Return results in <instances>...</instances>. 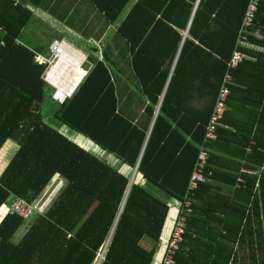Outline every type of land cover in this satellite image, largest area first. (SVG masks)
Segmentation results:
<instances>
[{
    "label": "trees",
    "instance_id": "obj_1",
    "mask_svg": "<svg viewBox=\"0 0 264 264\" xmlns=\"http://www.w3.org/2000/svg\"><path fill=\"white\" fill-rule=\"evenodd\" d=\"M42 1L0 0V150L17 141L0 171V207L13 196L36 203L55 187L15 242L31 218L0 215V264H94L105 244L99 264H153L169 205L138 179L173 201L189 200L173 264H264V0L242 43L249 0H135L121 19L130 0H91L115 25L113 39L124 43L148 103L136 120L121 114L107 68L96 61L59 111L51 109L57 128L40 111L47 65L17 42ZM235 49L250 58L229 69ZM225 73L226 109L216 138L204 143ZM202 144L211 175L189 193Z\"/></svg>",
    "mask_w": 264,
    "mask_h": 264
},
{
    "label": "crops",
    "instance_id": "obj_2",
    "mask_svg": "<svg viewBox=\"0 0 264 264\" xmlns=\"http://www.w3.org/2000/svg\"><path fill=\"white\" fill-rule=\"evenodd\" d=\"M17 1L25 5H29L27 0H17ZM134 1L135 0L129 1L130 2L129 7ZM42 4L45 5V9L38 7V8H32V10L33 12L36 10L41 11V13H45V15H47L50 18L51 25L50 23L49 25L50 28L53 30L54 35L48 43L50 44V42L54 39H59V40H63L67 44L64 48V54L66 57L69 56L71 60L67 59V62H65V64L64 62L61 61V64L57 66V67H64V69L61 70L62 74L63 72H65V70L71 72H74L75 70L80 71L77 68L81 60V56L79 53L82 54L85 53L80 49L74 47L72 43L66 41L65 36L75 35L80 40L85 41L88 44L91 43L89 53L84 54L86 55V62L87 60L90 59V63L84 69V71L87 74L96 61L103 62L109 73L110 82L112 83L115 89V95L117 98L119 111L128 119L131 120L138 119L143 111L144 105L148 103V101L145 99V95L139 89L137 78L134 76V73L132 71L129 62L130 55L128 51L125 50L124 43L120 39H113V31L115 25L105 20L103 15L96 10L91 0H43ZM122 17H119V19H121ZM182 35L183 38L186 37L187 36L186 31L183 32ZM17 42L23 43L24 45L31 47L34 50L35 54H39L44 57L47 54V51L46 54L44 53L42 47L40 46L37 47L36 45H33L32 41L29 40L28 42H25V40H21L20 34L17 39ZM118 47L120 48V50ZM172 68L173 65L170 69V73L172 71ZM161 97L162 96H160L159 98V103L161 101ZM151 125L152 122L150 123L149 128L151 127ZM60 129L62 130V128ZM77 137H78L77 140L79 141L80 140L79 136ZM16 143L17 141L15 139L8 140L3 146V148L0 150V155L1 154L4 155L0 161V171L7 163L8 159L12 155V152L15 150ZM81 143L83 144L84 140L82 142L80 141V144ZM106 156H110V155L105 153V157ZM134 174L131 173L130 175L131 177L133 175L132 179L134 178ZM56 179L58 180V178ZM56 179L54 180V182H57ZM138 180H139V184L141 185H143V183L145 182V180L143 179H138ZM213 183L214 185L219 186L222 189V191L226 193L230 192L233 189V186L224 184L222 182L213 181ZM53 184L54 183L49 185V187L41 195V198L38 200L39 203L42 204L48 203V198L52 195L54 190L53 188L55 187L52 186ZM158 194L155 195L160 199L167 201L168 205L169 203L175 202L171 200L170 196H168L163 191H159ZM11 199L12 197H10L0 207V215H3L5 213L6 206L8 202L11 201ZM176 212H177L176 208L169 207L168 216L166 218L163 227L161 238L155 244L156 252H155L153 264H158L160 260L159 258L162 252V246L160 245V243L169 236ZM150 243L151 242L149 241L147 246H150L151 245Z\"/></svg>",
    "mask_w": 264,
    "mask_h": 264
},
{
    "label": "built area",
    "instance_id": "obj_3",
    "mask_svg": "<svg viewBox=\"0 0 264 264\" xmlns=\"http://www.w3.org/2000/svg\"><path fill=\"white\" fill-rule=\"evenodd\" d=\"M257 4H258V0H249L248 2L245 15L243 17V21L241 24L240 33L238 36V43H242L246 40V33L249 27L252 26L255 12L257 10ZM4 33H5L4 28L0 26V34H4ZM0 43L3 44V42ZM66 45L67 44L63 40L54 39L50 42L48 46V52L50 55L48 58L39 54H35L36 61L46 63L47 65L46 69L41 75V78L45 83H47L50 87L54 89L53 94L55 93L56 90L54 86L47 80L46 71L51 65L57 63V61L60 59V56L63 54V50ZM81 55H82L81 63L83 64L84 62H86V56H84L82 53ZM246 58H250V56H248L247 54H245L244 52L238 49H235L227 64L228 68L229 69L234 68L239 62H241L243 59ZM85 74L86 72L82 76L79 83L83 80ZM231 79H232L231 75L229 73H225L221 87L219 89L218 97L212 115L210 116L209 122L206 126L204 143H208L216 138V126L221 120L223 112L226 109V99H227V95L229 94L228 84L231 82ZM70 96H67L65 98H68ZM64 99L62 100L58 99V101L62 103ZM207 157H208L207 147L205 146V144H202L199 148L196 163L193 172L190 176L189 185H188L189 193H191L197 187V184L199 182H204L209 180L211 172L205 171ZM255 173H258V171ZM43 205L45 204L39 202L29 203L24 198L13 196L10 203L7 204L5 212H9V213L12 212L19 215L23 219H28L36 214H41L43 212ZM189 205L190 203L187 198L184 199L182 202L175 201L173 203H169V207L176 208L177 212L174 217L173 225L171 227L169 236L160 243V245L162 246V252L158 264H173L174 255L175 252L178 250L179 245L182 241V233L185 228V216L182 212L184 210L190 211V209L188 208Z\"/></svg>",
    "mask_w": 264,
    "mask_h": 264
},
{
    "label": "rangeland",
    "instance_id": "obj_4",
    "mask_svg": "<svg viewBox=\"0 0 264 264\" xmlns=\"http://www.w3.org/2000/svg\"><path fill=\"white\" fill-rule=\"evenodd\" d=\"M129 3H127L125 5V7L121 11L119 17H122L125 14V12L127 11L128 7H129ZM49 23L51 25L50 18L47 15H45V13H41V11L36 10L33 12L31 19L28 20V22L26 23V25L23 27V29L20 32V39L21 40H25V42H28L30 40L33 42V45H36L37 47L38 46L42 47L45 54L47 51V54H46L47 58L50 56L48 49H47L48 44H49L48 42L51 40V38L54 35L53 30L50 28ZM26 40H28V41H26ZM65 40L72 43L74 47L80 49L81 51H83L85 53H89L91 43L88 44L85 41H82L79 38H77V36H75V35L65 36ZM84 56H86V55H84ZM89 63H90V59L87 60L86 63L82 64V66L80 67V70L84 71V69L89 65ZM53 92H54L53 88H51L49 85L45 86V91L43 94L44 99H43V103L41 105L40 111H41V114L44 115L48 119L49 123H53V126L57 128L59 126V123L52 116L50 101L48 99L49 93H50V97L52 98ZM56 123H57V125H56ZM62 131L68 137L71 136L70 131L68 132L67 129L62 128ZM77 136L75 135V139L78 138ZM79 139H80L79 141H81V142L84 140V143L83 144L81 143V144L83 146H85L86 149L88 148V150L91 151L93 154L99 156L102 159L106 158V159H108L107 161L109 163L110 162L113 163V158L111 156L105 157V153H103V151H101L100 149L96 148L93 145H91L90 147H87V146H89V144H88V140H86V138L79 136ZM3 156H4L3 154L0 155V161H1ZM116 164L118 165V163H116ZM137 179H138V177L136 178V181H138ZM143 186L147 190H149L150 192H153L154 194H158V192H159V190H157L155 187H153L152 185H150L146 182L143 183ZM9 203H10V201L8 202V204ZM32 219L33 218L25 220L19 226V228L16 230V232L13 234V237H12V240L14 242L16 240H18V238L22 235V233L25 231L26 227L28 226V224L31 222ZM149 241L150 240L145 237L142 239L141 244L143 246H147Z\"/></svg>",
    "mask_w": 264,
    "mask_h": 264
},
{
    "label": "bare ground",
    "instance_id": "obj_5",
    "mask_svg": "<svg viewBox=\"0 0 264 264\" xmlns=\"http://www.w3.org/2000/svg\"><path fill=\"white\" fill-rule=\"evenodd\" d=\"M79 54L81 56V60L78 64L77 68L80 70V67L82 66V63H81L82 55H81V53H79ZM67 59L71 60V58L69 56L68 57L65 56L64 50H63V54L60 56V59L57 61V63H54L53 65H51L46 71L47 72V80L54 86V88L56 90L54 93V96L56 99H59V100H62L65 97L70 96L72 94V92L76 89L77 84L79 83V81L81 80L82 76L85 73V71H82V70H80L81 72L77 71V70H75L74 72L65 70V72H63V74H62L61 70L64 69V67H57V66H59L61 64V61L64 62V64H65V62H67ZM74 61H75V59H74ZM57 68H58V70H57ZM56 70H57V73H56ZM132 177H133V175H132ZM131 181H132V179H131ZM105 245L100 249L99 253L97 254V257L95 259L94 264H99L100 260L102 259L103 253L105 250Z\"/></svg>",
    "mask_w": 264,
    "mask_h": 264
},
{
    "label": "water",
    "instance_id": "obj_6",
    "mask_svg": "<svg viewBox=\"0 0 264 264\" xmlns=\"http://www.w3.org/2000/svg\"><path fill=\"white\" fill-rule=\"evenodd\" d=\"M52 99H53V104H52V106H51V109H52L53 111H59V109H60L61 106H62V103H61L60 101H58V99L55 98L54 94H52ZM156 111H157V108H156V110H155V112H154L153 119H154V117H155ZM153 119H152V121H153ZM149 130H150V128H149ZM149 130H148V132H147L146 138H147V136H148ZM135 169H136V166H135V168L133 169L132 174H134ZM131 179H132V178H130V180H129V185H130ZM128 187H129V186H128ZM127 190H128V188H127Z\"/></svg>",
    "mask_w": 264,
    "mask_h": 264
}]
</instances>
